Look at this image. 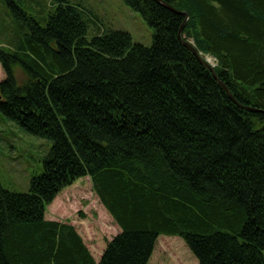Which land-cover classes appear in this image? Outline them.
Returning a JSON list of instances; mask_svg holds the SVG:
<instances>
[{"label": "trees", "instance_id": "trees-1", "mask_svg": "<svg viewBox=\"0 0 264 264\" xmlns=\"http://www.w3.org/2000/svg\"><path fill=\"white\" fill-rule=\"evenodd\" d=\"M35 1L0 0L13 22L0 112L52 146L29 192L0 183V264H149L161 235L198 264H264V0H164L217 77L156 0H124L151 46L81 3ZM84 177L121 229L100 261L46 218Z\"/></svg>", "mask_w": 264, "mask_h": 264}, {"label": "rangeland", "instance_id": "rangeland-1", "mask_svg": "<svg viewBox=\"0 0 264 264\" xmlns=\"http://www.w3.org/2000/svg\"><path fill=\"white\" fill-rule=\"evenodd\" d=\"M71 2L81 3L92 11L94 18L98 20L97 26L101 24L111 29L125 30L135 43L152 45L153 29L124 0ZM29 5L37 12L41 10L35 0H30ZM48 7L49 0L42 8L47 11ZM12 25L5 5L0 2V47L8 45ZM91 25L94 34L98 27ZM5 76L0 62V82ZM51 146V140L30 134L0 112V183L13 192H29L32 178L43 172L44 159ZM46 218L73 224L97 261H100L107 242L121 231L95 193L90 177L81 178L63 189L47 207ZM149 264H198V259L182 237L161 235Z\"/></svg>", "mask_w": 264, "mask_h": 264}, {"label": "water", "instance_id": "water-1", "mask_svg": "<svg viewBox=\"0 0 264 264\" xmlns=\"http://www.w3.org/2000/svg\"><path fill=\"white\" fill-rule=\"evenodd\" d=\"M158 3H160L161 5H163L164 7L176 12L177 14H181V15H184L185 16V20L184 22L182 23V26L180 28V31H179V38L180 40L187 46L189 47L193 52L194 54L197 56V58L203 63L205 64L207 67L210 68V70L213 72L214 76L217 77V74L215 72V69H214V66L216 65V58L214 57H211V56H206V58L202 57V54L200 52H198V50L194 47V40H185L183 39V31H184V28H185V24H186V21L188 19V14L187 12H182L180 10H177L176 8H174L173 6H171L170 4L166 3L164 0H156ZM220 81V80H219ZM220 83L228 90V88L224 85V83L222 81H220ZM229 92V90H228ZM230 94V92H229ZM1 97V95H0Z\"/></svg>", "mask_w": 264, "mask_h": 264}]
</instances>
